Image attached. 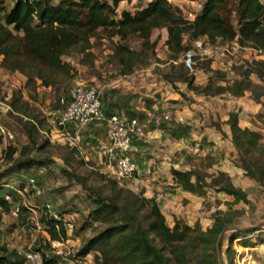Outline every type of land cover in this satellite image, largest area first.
Wrapping results in <instances>:
<instances>
[{"label": "trees", "instance_id": "trees-1", "mask_svg": "<svg viewBox=\"0 0 264 264\" xmlns=\"http://www.w3.org/2000/svg\"><path fill=\"white\" fill-rule=\"evenodd\" d=\"M120 1L59 0L56 5H52L50 0H0V67L9 73H19L26 77L28 86L48 88L63 84L64 77L70 73V66L62 58L73 51L79 54L88 52L92 48L91 40L101 31H110L112 37L117 36L121 40L134 34L147 41L153 30L165 28V45L176 59L187 51L184 36H189L192 40L205 37L212 43L216 39L223 43L236 41L240 46H250L264 54V0H235V25L224 0H205L192 23L177 16L167 0H150L145 7L133 12L122 11L120 17L116 18L115 10ZM128 55L132 56L125 47L115 48L114 58L119 64L123 65L124 58ZM210 64L211 61H208L205 71L210 70ZM182 67L188 73L181 78L186 89L179 93L182 102L170 101L172 106L187 102L188 93L206 98L229 95L234 100H243L246 93L259 88L253 87L250 76L254 74L259 80L264 78V61H252L239 78L226 82L225 86L213 87L208 83L201 87L194 84L193 73L183 65ZM128 68L124 74L130 72V66ZM54 76L58 78L55 79ZM260 95L264 97V92ZM19 98V93H15L9 105L14 113L25 115L26 120L20 121L32 148H22L16 158L13 157L15 150L11 146L3 151L6 168L0 173V191L4 189L6 178H21L33 169L44 168L52 163L31 154L36 145V123L39 125L40 121L26 103L17 105ZM261 106L262 112L258 119L264 123V101ZM102 114L107 130L106 119L110 115ZM228 117L231 141L239 157L238 167L248 179L261 182L258 175L264 167L256 160L264 163V136L241 129L238 126V113L234 108L228 112ZM252 152L258 153L259 159H247L246 156ZM63 173L68 178H73L66 170ZM170 174L176 186L186 193L198 197L214 192L223 193L232 197L236 203H248L246 193L234 186L226 173L217 172V177H211L209 182L197 170L184 173L171 169ZM113 184L116 186L115 182ZM19 188H24L23 182ZM4 194L11 195L13 205L17 203V194L12 190ZM4 194L0 195V207L10 212V205L5 202ZM132 196L131 203L119 204L114 197L92 193V206L83 226L98 223L106 227L87 240L75 254L76 257L83 259L97 249L100 251L102 264H169L170 261L173 264H219L218 261H213L209 252L218 245L221 235L233 225L232 220L216 217L204 232L201 231L198 220L192 227L179 221L169 227L153 198L147 199L138 194ZM145 207L147 210L144 212ZM63 217L64 214H60V221L44 216L41 218L50 242L66 239ZM248 233L241 230L233 232L229 241L243 238ZM44 246L36 251H50L49 243ZM242 247L247 248V243H243ZM249 247H253V244ZM43 263L56 264V261L51 258ZM0 264L21 263L2 254Z\"/></svg>", "mask_w": 264, "mask_h": 264}, {"label": "rangeland", "instance_id": "rangeland-1", "mask_svg": "<svg viewBox=\"0 0 264 264\" xmlns=\"http://www.w3.org/2000/svg\"><path fill=\"white\" fill-rule=\"evenodd\" d=\"M58 2L59 0H50L52 5H56ZM204 2L205 0H183L172 1L170 4L175 14L185 21L189 14L198 13ZM145 4L146 0H131L128 1V5L124 9L133 12L137 8L145 7ZM235 4V0H224L226 9L231 11V21L234 25ZM183 38L184 46L189 50L191 42L194 40L189 36ZM166 39L165 28L153 30L147 41L134 34L128 36L126 40H121L117 36L112 37L110 31L98 32L96 38L91 40L92 48L88 52L79 54L73 51L70 55L62 58V61L70 66V73L64 77L63 84L48 88L38 85L28 86L26 77L19 73H9L0 67V101L9 104L11 97L15 93H19L20 98L17 105L21 106L26 103L40 121L39 125L36 123L37 133L34 139L36 145L33 146L34 151L32 150L31 154L52 162L44 168L33 169L25 173L21 178L13 176L4 180L6 184L0 191V195L10 192L13 188L17 189L18 181L27 182L30 177L37 180L40 194L34 195L26 190L23 197L17 195L16 204L21 207V215L17 218H14L11 212H6L0 207V256L4 254L9 256L12 261L28 264L24 261L23 254L29 251L30 247L33 251L45 247L44 243L49 238L48 233L46 230L40 231L34 226L32 221L34 214L29 209L36 212L40 224H42L41 218L44 216L42 212L46 211V206L51 207L50 212L46 213V217L49 219L55 220L53 216L58 218L60 214H64L63 219L73 226V230L66 233L64 242L76 254L87 240L106 227V225L98 223H89L83 226L92 206L90 197L93 192H98L101 196L114 197L119 204L131 203L132 195L142 196L130 186L129 181H118L109 174L105 170L104 162L96 164L92 160L94 150L91 146L84 148L81 142L78 148H70L67 145L51 142L40 131L49 133L52 130L51 120L63 111L70 90L77 86L98 88L101 91V102L103 98L106 102H112L114 99L118 100L122 97L124 100L129 99L130 102L126 104L128 109L135 106L149 107L152 113L158 110L163 114L167 113L170 120L169 109L165 108V103L158 104L156 98L164 100L167 97L166 88L169 92L175 93L178 89H185L181 78L187 72L182 67V55L177 59L174 58L165 45ZM199 40L208 42L211 47L232 49L239 45L236 41L223 43L220 39H216L212 43L205 37ZM117 46L125 47L132 54V56H125L123 65L114 58ZM255 60L253 55L244 50L238 51L234 57H217L204 61L197 57L190 72L193 73L195 85L201 83L202 86H205L211 83L213 87L225 86L226 82L230 83L235 78H239L244 69L250 67L252 61ZM208 61H211L210 70L205 71ZM129 66L130 72L124 74ZM54 78L58 77L54 76ZM251 83L253 87L264 89V79L259 81L255 76H251ZM259 88H253L252 91ZM225 102L226 100L222 99L220 103L222 107ZM241 106L246 108V105L241 104ZM156 116L158 117V115ZM20 120H26L22 113L2 114L0 112V173L6 168L3 151L8 146L15 150L14 158L18 157L22 148H32ZM258 128L264 130V123L260 122ZM259 133L264 136V131ZM6 134L12 135L13 138L10 141H4ZM222 141L220 152L226 154L230 164H234L238 168L237 171L230 173L233 185L246 193L248 203H236L232 197L215 192L205 197L186 193L183 196L179 193L164 196L159 189L146 198H153L156 201L169 227H173L175 221L192 227L198 220L201 231L204 232L216 217L232 220L233 225L223 233L221 249L219 250L216 245L209 252L213 261H218L219 264L221 261L224 264H264V170L258 175L261 182L248 179L245 172L238 167L239 157L235 149L229 145L228 139L227 143ZM83 148L88 151L83 152L85 151ZM36 149L39 150L36 151ZM251 157L259 159V154L252 152L246 156L247 159H251ZM256 161L264 167L262 160ZM209 169L198 171L207 182L211 177H217V172L212 173V167ZM64 170L72 174L73 178H68L63 173ZM113 182L116 183V186ZM163 188L179 187L163 186ZM160 193L162 196L158 197L157 195ZM145 210H147L146 207L144 212ZM82 227L84 228L82 229ZM22 228H26L29 232L24 239L18 240L17 233ZM239 230L249 233L243 238L230 242V235ZM33 235H36L34 244L30 237ZM243 243H247L248 247H242ZM252 244L253 247H249ZM156 245L162 248L160 244L156 243ZM163 253L167 254V251L163 250ZM166 256L170 259L169 255ZM54 259L56 264H71V258L68 260ZM80 264H102L100 251L93 250L82 259ZM169 264H173V262L170 261Z\"/></svg>", "mask_w": 264, "mask_h": 264}, {"label": "crops", "instance_id": "crops-1", "mask_svg": "<svg viewBox=\"0 0 264 264\" xmlns=\"http://www.w3.org/2000/svg\"><path fill=\"white\" fill-rule=\"evenodd\" d=\"M255 61H264V55ZM251 76L256 77L254 74ZM197 86L203 87L201 83ZM185 89H178L175 93L166 88L167 97L164 100L156 98L158 104L165 103V108L171 114L170 120L162 122L160 126L150 117L153 113L161 117L163 113L159 110L152 113L149 107L137 106L128 109V98L124 100L120 97L112 102H106L105 98L102 100L101 110L105 115L117 114L124 123L135 120L143 129L141 136L134 137L132 145V158L138 165V173L124 180L129 181L130 186L145 198L157 192V189L164 196L178 193L183 196L186 193L179 188H163L176 187L170 174L171 169L186 173L190 170L206 171L212 167V173L223 172L231 179L230 173L238 168L230 164L226 154L220 152V145L222 140L227 143L228 139L229 145L234 149L227 124L228 112L233 108L238 113V126L241 129L258 134L264 131L258 128L261 122L258 115L262 112L261 105L264 101V97L260 95L264 92L263 88L246 93L243 100H234L229 95L206 98L188 93L187 102L170 105V101L182 102L179 93ZM222 99L226 100L224 107L220 104ZM241 104L246 105V108ZM106 142L105 123L92 124L84 129L81 145L84 148L91 146L94 150L92 160L96 164L103 162ZM84 148L83 152H87L88 149ZM161 193L157 196L160 197Z\"/></svg>", "mask_w": 264, "mask_h": 264}, {"label": "built area", "instance_id": "built-area-1", "mask_svg": "<svg viewBox=\"0 0 264 264\" xmlns=\"http://www.w3.org/2000/svg\"><path fill=\"white\" fill-rule=\"evenodd\" d=\"M169 3L177 0H167ZM263 1V0H260ZM150 2L146 0L145 6ZM128 1L121 0L116 7L115 13L116 18L120 17L122 11H126L124 8L127 7ZM196 14H189L185 21L192 23L195 20ZM200 39V38H199ZM199 39L191 42V48L187 50L181 57L182 65L192 71L195 65V58L199 57L200 60H209L217 57H234L238 51H246L254 56L255 59L263 56L260 50L252 47L236 45L230 49L227 47H211L208 42H202ZM101 91L94 86H77L70 90L66 105L63 112L51 120L52 130L47 133L46 131H40L46 138L51 142H56L61 145H67L70 148H78L82 142L84 129L92 124L103 123L105 120L104 115L101 112ZM0 112L2 114L13 113L12 108L9 104L0 101ZM151 119L161 125L162 122L169 120V115L162 114L161 117H157L155 113L150 115ZM107 130H106V147L103 154V162L105 170L114 176L116 180L121 181L133 177L138 173V165L132 158V145L133 139L136 136H141L143 133L142 127L138 125L135 120H131L128 123H124L120 120L117 114H111L107 119ZM12 135L6 134L4 141H10ZM22 181H18V188L14 189L13 192L20 197L24 196V192L29 190L34 195L39 194L40 189L38 182L35 178L30 177L27 182H23L24 188L20 189L19 185ZM26 185V186H25ZM4 200L10 205V212L14 218L21 215V207L18 204L13 205L12 197L10 194H4ZM46 211L42 213L46 217V213L50 212V206H46ZM48 209V210H47ZM29 211L33 212L34 216L32 221L34 226L38 230H45L44 226L40 224L36 217V212L32 209ZM55 220L60 221V218ZM66 233L73 230V226L65 219H63ZM26 228L20 229L17 233V239L22 240L28 235ZM32 243H36V235L30 236ZM49 243L50 251L37 252L30 250L23 254V259L28 264H44V260H50L51 258H60L61 260H68L71 258V264H80L82 259L76 257L75 253L69 249L64 242L54 241L50 242V238L45 241L44 245ZM31 244V245H33Z\"/></svg>", "mask_w": 264, "mask_h": 264}, {"label": "water", "instance_id": "water-1", "mask_svg": "<svg viewBox=\"0 0 264 264\" xmlns=\"http://www.w3.org/2000/svg\"><path fill=\"white\" fill-rule=\"evenodd\" d=\"M223 236H224V234L221 235V237L219 239V242H218V249L219 250L221 249V244H222ZM221 264H224V263L221 261Z\"/></svg>", "mask_w": 264, "mask_h": 264}]
</instances>
